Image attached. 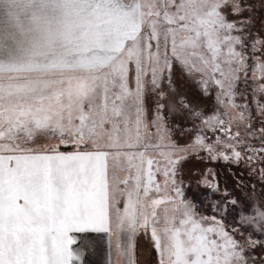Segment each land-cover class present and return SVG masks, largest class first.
<instances>
[{"label":"snow or ice","instance_id":"1","mask_svg":"<svg viewBox=\"0 0 264 264\" xmlns=\"http://www.w3.org/2000/svg\"><path fill=\"white\" fill-rule=\"evenodd\" d=\"M247 10L242 0H0V264H85L95 248L90 233L115 235L123 264H136L141 232L159 264H264L249 254L264 240L200 216L183 177V165L201 152L232 163L259 154L264 163V126L251 130L248 106L237 103ZM204 48L208 54L195 51ZM251 48L261 53L255 59L264 80V33ZM174 63L196 75L205 94L215 86L222 109L205 116L179 101L204 125L191 126L187 145L173 137L187 129L169 126L165 104L149 114L145 101L149 89L166 95L161 83H170ZM257 105L264 115V103ZM234 121L245 124L246 136L233 132ZM206 130L225 138L212 140ZM40 137L58 144L37 146ZM200 182L219 190L218 182ZM162 204L169 206L158 212ZM239 222L264 232V206L241 209Z\"/></svg>","mask_w":264,"mask_h":264},{"label":"rangeland","instance_id":"2","mask_svg":"<svg viewBox=\"0 0 264 264\" xmlns=\"http://www.w3.org/2000/svg\"><path fill=\"white\" fill-rule=\"evenodd\" d=\"M244 5L248 6V10L241 15L247 17L251 21V27L247 30V39L245 51L247 52L246 68L241 72V79L238 82L236 91L240 94L237 96V103L241 105H247L248 110L246 115L250 117L251 130H258L264 126V115L259 111L257 100L264 103V93L257 91L259 85L264 84V80L261 79V74L258 69V61L256 56H261L260 52L253 54L251 43L258 34L264 33V0H242ZM233 18L234 17H230ZM198 54L203 51L207 53L206 48L196 49ZM193 59H198V55ZM129 86L134 88V65H129ZM245 72L247 76H245ZM161 89L166 93L162 99H158L155 93L149 89L145 97L146 103L149 105L150 112L155 111V105L157 103H164V112L168 114V124L171 126L173 122L179 125L181 129L187 130L181 136L177 132L173 133V137L176 139L177 144L187 145L193 143V132L195 129L191 127L193 124L198 128H203L204 125L198 121H194L189 115L186 109L180 106L179 101L183 99L187 104L191 105L193 109L200 110L205 116H210L213 113L221 112L222 109L218 105L215 97L218 95L217 88L215 86H209L208 94H205L200 85L197 83L196 75H188L178 63H174L171 81L170 83L165 80L161 83ZM239 109H232L231 115L236 116ZM227 119L226 117H224ZM151 127V125H149ZM233 132L239 130L242 136H246L249 129L245 127L242 122L239 125L234 121L232 124ZM178 131V130H177ZM206 135L214 140L216 136L225 138L223 133L212 132L206 130ZM257 135L259 133L257 132ZM51 141V145L58 144L56 139H46L44 137L38 138L36 141L37 146L42 144H48ZM210 142V141H209ZM253 147H261V141L259 139L248 138L246 141ZM61 151L69 150L65 149L63 145L60 146ZM151 151V150H150ZM246 155V154H245ZM201 158L192 156L187 163L183 165V177L185 183V196L191 199V196L199 194L201 190H207L210 187L205 186L200 181L207 179L208 181H215L219 184V190L210 188V192L201 196V202L195 203L197 211L200 216L212 217L215 216L219 220H223L228 228L230 225H236L244 236H250L255 240H264V232L256 231L254 226L246 224L244 227H240L239 214L241 209L247 210L249 205L258 203L264 206V175H261L259 169L264 168V163L259 162V154H257L256 160L248 161L242 159L239 163L225 162L223 159H212L205 152L200 153ZM134 170L132 175L134 176ZM117 175L124 179L128 177L129 173L120 170ZM156 180L159 183H163L164 177L160 174L156 175ZM131 182V181H130ZM190 186V187H189ZM232 197L239 201V204L234 208L228 203V198ZM227 205L225 211L220 209ZM169 205L162 204L160 212L164 207ZM251 215L250 212L247 213ZM204 224L209 225L214 222L211 220L203 221ZM107 235V252L106 245H95L94 250L85 254L84 257H108L109 264H123V260L117 255L115 235L102 233L100 235L90 236L97 244L98 238L100 240L105 239ZM243 239L244 237H237ZM127 239L126 233L120 234V240L125 243ZM99 241V240H98ZM73 245V248H76ZM78 250V249H77ZM251 257L257 261L264 258V248L257 245L249 250ZM134 260L136 264H159V256L154 249L153 242L141 232L135 237V250ZM103 261L100 262L102 264ZM106 263V261H105Z\"/></svg>","mask_w":264,"mask_h":264},{"label":"crops","instance_id":"3","mask_svg":"<svg viewBox=\"0 0 264 264\" xmlns=\"http://www.w3.org/2000/svg\"><path fill=\"white\" fill-rule=\"evenodd\" d=\"M49 145H51V141H49ZM90 234L100 235L102 233H90ZM90 234H88V235H90ZM98 240H97L98 243L95 244V245H106V252H107V235H106L105 239L100 240L98 238ZM99 258H100L101 261H103L102 264H109L108 263V257H99ZM84 261H85V264H100V262H101V261L100 262L98 261V258L97 257H84ZM105 261H106V263H105Z\"/></svg>","mask_w":264,"mask_h":264},{"label":"trees","instance_id":"4","mask_svg":"<svg viewBox=\"0 0 264 264\" xmlns=\"http://www.w3.org/2000/svg\"><path fill=\"white\" fill-rule=\"evenodd\" d=\"M209 189H210V188H208L207 190H201L200 193H199L198 195L195 194V195L191 196V200H192L193 202H195V203H199V202H201V196H202V195H206V194H208V192H210ZM234 226H236V225H235V224H234V225H230L231 228L234 227Z\"/></svg>","mask_w":264,"mask_h":264}]
</instances>
